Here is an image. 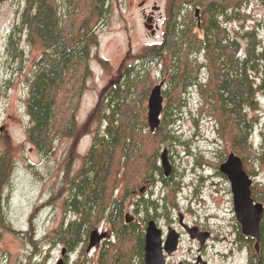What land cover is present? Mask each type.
<instances>
[{
  "label": "trees",
  "instance_id": "1",
  "mask_svg": "<svg viewBox=\"0 0 264 264\" xmlns=\"http://www.w3.org/2000/svg\"><path fill=\"white\" fill-rule=\"evenodd\" d=\"M252 1L172 0L162 42L122 64L101 91L87 122L79 127L76 110L91 73V50L98 44L96 28L110 12V0H26L21 25L29 40L43 48L27 99L29 141L41 153L50 154L57 138L67 135L76 144L97 121L81 168L67 179L64 209L74 217L64 218L52 234L53 242L64 243L68 254L86 249L90 232L107 221L115 239L106 243L103 254L107 256L102 254L101 264H144V231L139 224L126 223L125 206L130 194L147 181L155 184L157 177L166 188L164 204L172 208L176 203L177 187L163 175L158 159L162 145L173 138L169 126L192 89L201 94V112L215 121L226 147L221 161L235 152L247 172L256 175L255 162L264 157V131L258 145L253 140L254 112L259 111V98L264 95V42L256 27L235 35L228 26L249 16L246 8ZM19 28L15 26L10 36L13 48ZM168 53L170 62L162 69L161 80L168 84L163 88V119L152 132L148 98L155 80L149 64ZM101 62L106 66V61ZM9 160L7 152L0 155V200ZM122 181L125 189L122 197H116ZM254 192L257 200L264 201V186L258 185ZM158 203L141 196L134 206L135 210L145 207L151 218Z\"/></svg>",
  "mask_w": 264,
  "mask_h": 264
},
{
  "label": "rangeland",
  "instance_id": "2",
  "mask_svg": "<svg viewBox=\"0 0 264 264\" xmlns=\"http://www.w3.org/2000/svg\"><path fill=\"white\" fill-rule=\"evenodd\" d=\"M141 2L143 0H110V12L96 28L98 44L91 50V73L76 110L79 127L87 122L99 102L101 91L118 75L122 64L133 62L148 47L163 40L165 27L154 36L145 27ZM171 4L172 0H149V9L160 6L162 19H166L161 24L166 25ZM25 5L26 0L0 2V126L6 125L5 132L0 136V155L6 152L10 155L8 180L2 186L0 200V264H56L63 257L62 251L66 250V246L53 242V231L59 228L64 218L74 217L72 213L65 214L64 209L68 175L73 176L81 168L97 121L94 120L91 131L76 144L67 135L57 138L54 151L50 154L41 153L29 141L27 99L35 62L43 48L29 40L27 31L21 25ZM246 10L249 16L229 23V28L237 35L238 31L243 34L246 29L256 27L264 42V4L254 0ZM17 25L22 30L16 31L13 48L10 36ZM238 38L243 42L241 35ZM102 60L107 62L106 66ZM169 62L168 53L149 64L155 85L161 82L162 69ZM167 88L165 83L164 90ZM259 99L260 109L254 112L257 119L253 129V140L257 145L264 131V95H260ZM201 101L197 89L186 95V104L175 114V121L169 126L173 138L162 145L158 163L161 165V154L167 148L174 167L173 174L168 178H171L170 184L177 187L176 197L181 212L190 207L189 221L210 222L216 231V242L211 249L200 251L189 237H185L181 249L168 261L178 264L180 260H194L200 253L209 264H247L245 250L228 249L231 244L234 246L235 235L230 231L231 223L235 222V211L231 183L220 171V164L225 161H221V156L226 147L222 146V139L216 132L215 121L205 111L201 112ZM165 103L166 98L164 106ZM255 169L258 175L254 176V181L264 184V157L256 160ZM159 179L157 177L155 184L150 181L143 183L141 187L145 185L148 191L130 194L124 216L145 215L140 209L135 210L134 206L141 196L159 199V204H164L162 197L166 188ZM124 189L122 181L116 190V197H122ZM153 217L167 231L169 222L166 217ZM139 220L138 224L145 231L143 220ZM109 225L107 221H102L98 227L104 230ZM225 236L229 241L225 240ZM114 239L115 233L111 240ZM86 249L82 251L80 248L76 253L69 254L66 251V264H77V261L79 264H101L104 249L90 252ZM103 255L107 256V252Z\"/></svg>",
  "mask_w": 264,
  "mask_h": 264
},
{
  "label": "water",
  "instance_id": "3",
  "mask_svg": "<svg viewBox=\"0 0 264 264\" xmlns=\"http://www.w3.org/2000/svg\"><path fill=\"white\" fill-rule=\"evenodd\" d=\"M145 1L140 3L144 5ZM160 9V6H155L154 10ZM199 15V10L196 11ZM145 27L150 30V18L146 19ZM164 81L156 84L148 98V123L150 130L155 131L161 124V113L164 108ZM6 130V125L0 126V135ZM161 166L166 177L170 176L173 167L169 159V152L165 148L161 154ZM220 171L225 174L230 183L233 192L234 208L237 219L243 224L246 233L259 237V223L264 213V205L262 202H255L252 195L253 179L247 172L243 159L235 152H230L227 159L220 164ZM132 219L128 214L127 222ZM197 227H187L192 238H201L204 242L208 238L207 233L198 232ZM108 237L106 231L101 232L99 228L93 229L89 234V243L87 252L97 248L102 240ZM180 235L177 230L170 227L166 240L163 238V230L157 224L155 219L149 220L145 231V246H144V264H169L168 257L172 256L178 250ZM66 250L63 249L62 256L56 264H65L64 256ZM185 264V263H181Z\"/></svg>",
  "mask_w": 264,
  "mask_h": 264
},
{
  "label": "flooded vegetation",
  "instance_id": "4",
  "mask_svg": "<svg viewBox=\"0 0 264 264\" xmlns=\"http://www.w3.org/2000/svg\"><path fill=\"white\" fill-rule=\"evenodd\" d=\"M143 1H145V3L143 6H141L142 14H143L145 20L149 19V18L151 20V22H150L151 29L149 30V32L153 36L158 35V32L161 31L163 27H165L163 34H162V37L164 38L165 34H166V25H164V23L161 24V22L162 21L165 22L166 19L165 20H164V18L162 19V14L160 12L161 8L159 10L155 11L153 9V7H155V6H152L149 9V0H143ZM173 171H174V167H173L171 174H173ZM171 174H170V176H171ZM256 175H258V174L256 173ZM170 176H168V177H170ZM254 176L255 175L251 176L253 179V185H252L253 198H254L255 202H262L264 205V201H259L254 196V194H255L254 190L257 189V186L258 185L264 186V184H262L260 182H255ZM168 177L166 179H168V181H171V178H168ZM159 181L161 182V178ZM146 188L147 187L144 185L139 190H137V192H135V193H139V192L144 193V192L148 191V189H146ZM149 191L151 192V194H153V191H151V188L149 189ZM139 194H136V195H139ZM163 197H164V194H163ZM163 197H162V199H163ZM149 198H151V197H149ZM154 200L159 201V199H154ZM141 211L145 213L144 216L141 213L131 215L132 219L129 222H127L126 217H125L126 223L138 224L140 222V220H139V218H140L143 220V224H145V226H146L145 227V231H146L147 224H148L149 220L155 218V217H153L154 215L156 217L157 216H164V217H166V220L169 222L168 227H167V231H166V229H163L161 227L163 230L164 241L166 240L169 228L170 227L175 228L180 235L178 249H181L185 237H189L193 241V243L196 244L197 249H200V251L203 249H211V247L213 246V243L216 242L215 241L216 240V233H215L216 231L213 229V227H211V224H209L210 222H207L205 224V223H202V221H195V222L189 221L187 219V215L189 213H191V208L190 207L186 208L185 212L182 213L177 197H176V203L174 204V206L172 208L166 206L165 204L160 205L158 203V207H157L156 212L155 213H153V211L151 212V214H152L151 218H147V215H146L147 213H146L145 207H144V210L141 209ZM159 211H161V212H159ZM234 211H235V208H234ZM235 216H236V213H235ZM235 216L233 218V220L235 219V222L231 223V229L232 230L230 231L231 234L235 235V238L232 242L234 244V246H232V244H231L230 246H228V249H239L242 252H243V250H245L247 253V264H256L257 262H258V264H264V213H263L262 219L259 223V237H257L256 234L251 235V234L246 233L244 230L243 224ZM157 224H158V226H160L158 222H157ZM188 226L191 228L197 227L199 229L198 232H201L203 234L207 233L209 235L208 238L204 242H202L201 238H192L190 236L189 232L187 231ZM104 230L107 231L108 237L106 239L102 240V242L97 247V249H104L107 241L112 242L111 239H112L113 233H114L113 228L109 225V227L106 229L104 228ZM145 231H144V237H143V249L145 246ZM217 239L219 241V238H217ZM225 240L229 241L227 236H225ZM222 242H225V241L222 240ZM174 256H175V254H173L172 256H169V260L171 258H173ZM259 261H261L262 263L261 262L259 263ZM181 263H185V264H209L201 256L200 253L197 256V258L194 260L185 259V260L178 261V264H181Z\"/></svg>",
  "mask_w": 264,
  "mask_h": 264
}]
</instances>
